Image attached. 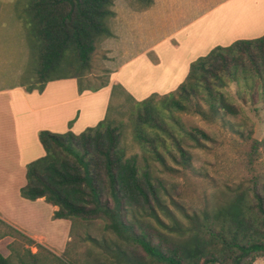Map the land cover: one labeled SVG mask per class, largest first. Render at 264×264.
<instances>
[{
    "label": "trees",
    "instance_id": "16d2710c",
    "mask_svg": "<svg viewBox=\"0 0 264 264\" xmlns=\"http://www.w3.org/2000/svg\"><path fill=\"white\" fill-rule=\"evenodd\" d=\"M138 1L142 8L152 2ZM111 4L112 0H27L25 22L36 39L40 83L26 90L41 91L44 82L53 78L48 73L61 64L79 69L88 65L96 43L112 36L107 25L114 15ZM228 82L238 87L235 93L240 100L244 97L239 88L243 87L249 100L264 104V33L213 46L190 61L183 80L166 93L135 100L120 84H112L109 101L116 89L129 104L126 122L111 115L108 102L104 116L77 134L39 130L37 138L44 153L25 165L19 195L27 200L42 198L56 206L51 217L69 220L70 232L80 220L102 219L104 229L115 237L114 245L106 247L115 260L109 264H251L255 257L264 260V171L257 168L258 150L264 151L261 140H247L242 154L246 174L227 188L222 202L210 211L203 208L200 214L187 216L185 225L174 219L163 225L154 211L163 189L162 179L152 171L154 163L170 169L168 155L174 163L189 166L190 155L181 146V134L196 146H200L199 139L207 138L198 128L188 130L177 124L172 112H191L206 120L236 115L223 89ZM106 84L107 78L86 88L94 91ZM165 113L170 124L164 122ZM128 127L139 154L126 155L122 139ZM140 213L148 214L165 231L140 219H127V214ZM15 233L36 250L26 249L15 263L0 254V264H77ZM4 235L9 234L0 233Z\"/></svg>",
    "mask_w": 264,
    "mask_h": 264
},
{
    "label": "rangeland",
    "instance_id": "374dc122",
    "mask_svg": "<svg viewBox=\"0 0 264 264\" xmlns=\"http://www.w3.org/2000/svg\"><path fill=\"white\" fill-rule=\"evenodd\" d=\"M220 1L222 0H152L149 6L142 8L139 7L141 3L138 0H112L110 9L114 15L107 19V25L112 36L102 38L96 43L88 65L79 69L73 64L64 63L61 64L60 68L49 72L48 75H74L76 76V88L79 87L82 91L88 90L86 87L97 86L103 79L107 78L108 81L110 73L115 70L112 79H116V84L124 86L123 89L135 100H141L151 94L150 92L142 94L145 90L137 87L140 82L144 83L148 78L149 73L144 74L147 69L143 72L142 65L136 64L139 58H135L130 64L128 62L127 65L119 63L124 59V56L132 53L141 44L129 39V36L133 34L134 37L140 38L143 42H149L160 35L161 31L155 30L157 27L166 30L172 26L179 27ZM254 1L240 0L233 6L220 12L217 11V14L206 22L199 35L206 34V38L213 39L212 35L218 38L223 32H228L226 35H231V33L237 32L239 28L243 29L247 24L239 27L233 24L241 23L243 17H249L247 16L249 13L256 15ZM26 4L27 0H0V12L4 17L7 15L10 21L15 18L14 14L18 15L21 21H24L26 86L37 87L40 79L36 74L38 57L34 54L36 39L33 37L30 26L26 25L25 22L27 19ZM256 21L257 18L254 22ZM227 38L229 37L219 39L224 40V42L218 41L219 43L214 45L210 40L209 44L199 48L200 50L197 51V55L193 59L205 54L215 45L228 44L230 41ZM69 57L71 56L69 55ZM150 58L154 59L152 56ZM119 64L121 67L124 66L120 72L116 70L119 69ZM116 71L118 75H116ZM180 71L183 73L186 69H180ZM184 75L177 80L158 81L157 83L162 82L163 89L160 90V93L153 91L152 93L160 95L162 92L166 93L172 90L183 79ZM145 84H150V80ZM129 85L135 86L137 92H134ZM223 89L231 97V101L237 109V114L234 116L217 115L206 120L191 112H172L177 124L188 130L191 127L198 128L207 135V138L199 139L200 146H196L194 141L185 134H181V146L190 155L189 166L174 163L168 155L165 157L170 169L163 170L161 166L154 163L152 171L162 179L163 184V189L160 192V205L155 206L154 211L163 225H170L171 219L176 220L179 225H185L187 216H191L193 213L200 214L203 208L210 211L222 202L227 193V188L246 174L242 154L246 149L247 140L254 138L264 142V104L258 99L249 100L243 87L239 88L244 97L243 100H240L236 96L235 91L238 87L234 83L228 82ZM102 100L103 94L99 92L95 94L92 102L100 105ZM155 100L158 98L155 97ZM197 101L200 102L199 99ZM107 102L111 105V115L126 122L129 104L124 101V94L115 89L110 101L108 97ZM122 103L121 107L118 106ZM163 119L167 123L171 120L167 113L164 114ZM91 125L86 124L85 127ZM122 145L126 155L140 153L139 146L130 136L129 127L126 128ZM257 168L262 172L264 171V151L261 149L258 150ZM127 219L130 221L140 219L145 224L165 231L161 225H158L152 217L145 213L136 214L134 217L127 214ZM103 225V220L99 218L80 220L70 232L69 220L50 219L48 221L41 218L39 227L43 230L38 234L43 235L44 238L34 241L43 245L46 250L54 255L67 260L66 262L74 259L77 264H109L115 260L107 254L106 247L114 245L115 237L107 232ZM0 233L9 234L0 237V254L7 257L11 263L16 262L17 255H24L26 249H29L30 252L36 250L33 245H28L22 237L12 232L10 227L4 224H0ZM87 237H91L92 240L87 239ZM36 256H40V253L38 252ZM46 256L48 255L46 254ZM258 259L263 260L260 257H255L251 264H254Z\"/></svg>",
    "mask_w": 264,
    "mask_h": 264
},
{
    "label": "crops",
    "instance_id": "0c3cea01",
    "mask_svg": "<svg viewBox=\"0 0 264 264\" xmlns=\"http://www.w3.org/2000/svg\"><path fill=\"white\" fill-rule=\"evenodd\" d=\"M239 1L222 0L179 27L172 26L167 30L157 27L155 30L159 29L160 35L149 42H143L132 34L129 39L141 44L119 63L127 65L128 62L130 64L135 58H139L136 64L142 65L143 72L147 69L144 74L149 73V76L137 87L145 90L142 94L152 91L160 93L163 89L162 82H157L180 79L186 74L188 64L197 55L199 48L209 44L210 40L214 45L221 41L219 39L226 37L232 42L236 39L254 38L264 33V0H255L256 15L249 13V17L242 16L241 23L233 24L238 27L247 24L243 29L229 32L231 35L223 32L218 38L212 35L213 39L206 38V34L199 35L206 22L217 14V11L220 12ZM14 15L15 18L10 21L7 15L4 17L0 12V222L10 227L12 232L23 234L34 241L44 238L38 234L43 230L39 227L41 218L48 221L53 219L51 215L56 209V206L44 202L42 198L27 200L18 192L25 183V165L44 153L37 132L42 129L54 133L69 130L77 134L86 124L94 125L104 116L110 84L117 82L112 79L114 70L110 73L107 84L94 91L88 89L78 92L75 78L69 76H53L44 82L41 91L35 88L26 90L28 86L24 67V21ZM256 18L257 21L254 22ZM114 35L116 36V33ZM120 64L119 69H116L119 72L124 67ZM179 68L186 71L182 73ZM148 80L150 84L146 85ZM129 87L137 92L135 86ZM99 92L103 94V100L100 105H96L92 100ZM69 121L71 123L68 125ZM254 264H264V260L258 259Z\"/></svg>",
    "mask_w": 264,
    "mask_h": 264
}]
</instances>
